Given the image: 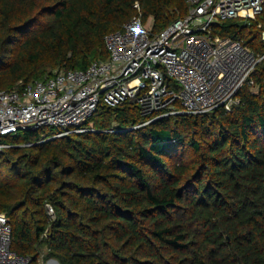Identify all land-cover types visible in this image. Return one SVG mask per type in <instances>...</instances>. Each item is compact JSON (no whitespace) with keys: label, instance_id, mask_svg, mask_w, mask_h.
<instances>
[{"label":"trees","instance_id":"obj_1","mask_svg":"<svg viewBox=\"0 0 264 264\" xmlns=\"http://www.w3.org/2000/svg\"><path fill=\"white\" fill-rule=\"evenodd\" d=\"M188 11L184 0H0V91L106 60V36L135 16L156 34ZM262 23L264 11L214 34L264 56ZM238 97L230 112L139 128L150 118L135 103L101 105L86 132L8 139L12 250L30 264H264V59Z\"/></svg>","mask_w":264,"mask_h":264},{"label":"built area","instance_id":"obj_2","mask_svg":"<svg viewBox=\"0 0 264 264\" xmlns=\"http://www.w3.org/2000/svg\"><path fill=\"white\" fill-rule=\"evenodd\" d=\"M184 1L188 14L159 33H152L153 23L135 16L123 30L108 34L106 60L0 91V153L16 146L8 139L21 132H54L39 143L86 132V123L101 105L135 103L141 116L150 118L136 128L168 117L199 116L221 108L230 112L243 87L253 84L264 56L242 39L214 31L227 20L255 19L264 11V0ZM135 7L140 9L139 4ZM47 207L54 219V208ZM30 262L12 250L11 224L0 214V264Z\"/></svg>","mask_w":264,"mask_h":264},{"label":"rangeland","instance_id":"obj_3","mask_svg":"<svg viewBox=\"0 0 264 264\" xmlns=\"http://www.w3.org/2000/svg\"><path fill=\"white\" fill-rule=\"evenodd\" d=\"M148 23H150V24H152V20L151 21H149ZM259 27V26H258ZM264 27V25H263V23H262V28ZM21 135L24 137V135H25V132H21ZM10 139V138H9ZM44 250V252H43V255H45L46 253L45 252H47V249L46 248H44L43 249ZM51 260H56V259H50L49 261H51ZM42 261H44V259L42 258ZM49 261H44L45 263L47 262L48 264H50L49 263ZM57 261V260H56Z\"/></svg>","mask_w":264,"mask_h":264},{"label":"crops","instance_id":"obj_4","mask_svg":"<svg viewBox=\"0 0 264 264\" xmlns=\"http://www.w3.org/2000/svg\"><path fill=\"white\" fill-rule=\"evenodd\" d=\"M49 263H50V264H56V263H55V260H51Z\"/></svg>","mask_w":264,"mask_h":264},{"label":"water","instance_id":"obj_5","mask_svg":"<svg viewBox=\"0 0 264 264\" xmlns=\"http://www.w3.org/2000/svg\"><path fill=\"white\" fill-rule=\"evenodd\" d=\"M55 263H56V264H60V263H59L58 261H56V260H55Z\"/></svg>","mask_w":264,"mask_h":264}]
</instances>
